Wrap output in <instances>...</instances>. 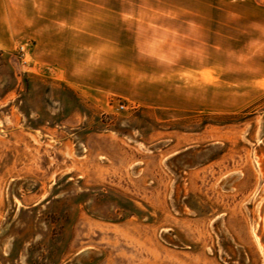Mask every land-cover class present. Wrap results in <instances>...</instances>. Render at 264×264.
<instances>
[{"label": "rangeland", "instance_id": "374dc122", "mask_svg": "<svg viewBox=\"0 0 264 264\" xmlns=\"http://www.w3.org/2000/svg\"><path fill=\"white\" fill-rule=\"evenodd\" d=\"M0 264H264V0H0Z\"/></svg>", "mask_w": 264, "mask_h": 264}, {"label": "crops", "instance_id": "0c3cea01", "mask_svg": "<svg viewBox=\"0 0 264 264\" xmlns=\"http://www.w3.org/2000/svg\"><path fill=\"white\" fill-rule=\"evenodd\" d=\"M77 44H79V43H77ZM87 48V47H86ZM68 53H67V50L66 51H62V58H60V69H59V71H60V76H61V79L62 80H65V81H67V82H69V84L70 85H72V86H74V87H76L77 86V83H76V79L75 78H73L72 76L73 75H75L76 76V71L73 69V67H72V65H73V63H70L69 64V62H68V57H66V55H67ZM46 63H47V61H46ZM72 64V65H71ZM49 65H54L53 63H49ZM192 65V64H191ZM207 64H204V67H202V68H204L205 70H207ZM202 68H200V70L202 69ZM192 68H190V70H191ZM76 72V73H73V72ZM191 71H198V70H196V68H194L193 70H191ZM99 72H101V71H99ZM89 79H92L91 77H89ZM88 79V80H89ZM94 79H95V77H94ZM109 81V80H108ZM75 84V85H74ZM207 84V83H206ZM205 84V87H204V97L206 98L207 96H210V90H211V86L209 87H207V85ZM210 93V94H209Z\"/></svg>", "mask_w": 264, "mask_h": 264}, {"label": "built area", "instance_id": "2783aa9c", "mask_svg": "<svg viewBox=\"0 0 264 264\" xmlns=\"http://www.w3.org/2000/svg\"><path fill=\"white\" fill-rule=\"evenodd\" d=\"M122 108V107H121Z\"/></svg>", "mask_w": 264, "mask_h": 264}]
</instances>
